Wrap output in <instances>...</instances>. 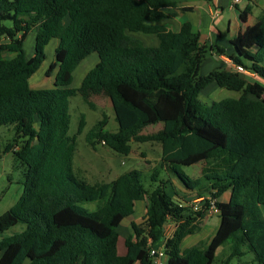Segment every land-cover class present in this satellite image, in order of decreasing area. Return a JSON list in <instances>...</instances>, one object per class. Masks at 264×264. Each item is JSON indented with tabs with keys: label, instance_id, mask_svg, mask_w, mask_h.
<instances>
[{
	"label": "trees",
	"instance_id": "1",
	"mask_svg": "<svg viewBox=\"0 0 264 264\" xmlns=\"http://www.w3.org/2000/svg\"><path fill=\"white\" fill-rule=\"evenodd\" d=\"M176 6L172 0H0V37L6 40L0 43V126L13 125L12 142L24 139L17 149L12 142L4 148L18 159L24 180L16 203L0 214V264H151L150 248L163 240L168 221L175 229L164 242L165 264H212L215 248L227 240L223 264L243 256L244 246L264 264V12L230 39V53L216 46L217 55L226 54L259 80L250 81L232 69L200 72L212 47L189 21L176 31L158 23L173 17L167 9ZM249 10H239L242 21ZM33 30L34 54L27 57L23 41ZM132 32L154 34L158 43L144 45ZM52 39L58 44L46 74L57 69L53 86L33 88L29 79ZM3 51L13 55L3 57ZM92 53L98 61L79 87H70L73 71ZM212 82L239 96L204 102L201 92ZM74 93L86 100L104 95L114 112L117 128L107 129L103 115L86 135L91 147L103 142L127 155L131 141L160 144L159 165L150 174L154 187L144 186L137 169L94 183L74 173L75 136L67 135ZM158 122V130L141 132ZM84 125L82 115L77 134ZM199 162L201 177L180 170ZM159 168L194 195L169 193L171 177L160 179ZM195 197L204 199L197 211L188 205ZM143 199L146 211L142 221L131 222L121 255L117 228ZM211 199L220 223L209 245L181 250L180 240L197 229Z\"/></svg>",
	"mask_w": 264,
	"mask_h": 264
},
{
	"label": "rangeland",
	"instance_id": "2",
	"mask_svg": "<svg viewBox=\"0 0 264 264\" xmlns=\"http://www.w3.org/2000/svg\"><path fill=\"white\" fill-rule=\"evenodd\" d=\"M257 12L258 10H255V14ZM232 13L233 11L229 8L223 9L222 24L218 26L221 36H219L213 30L208 34L204 33V35L201 37V41L205 43L208 48L212 47V50H208L206 53V56L201 64L200 72L202 74H206L210 71L223 67V62L220 60L219 55L216 54V46L223 47L226 53H230L232 51V46L229 44L228 40H226L228 33L225 28L228 21L231 20L232 23H234L231 16ZM180 17L181 15L179 18ZM189 17H193L194 19L195 17H199L198 11H196L193 16L189 15ZM2 24L10 26L11 21L3 20ZM232 31H235V26L232 27ZM135 34H140L142 36L147 35L148 37L152 38L153 44H149L150 46L157 45L158 43L157 37L154 34L144 35L142 32H132V35L135 36ZM34 39L35 30L30 31L23 41V49L27 57H30L34 54ZM5 41L6 40L3 37H0V43ZM55 42L56 40L54 39L50 40L45 49L46 59L42 62L38 70L30 77L29 84L32 87L49 88L53 86L57 69L55 68L50 75L46 74V70L50 63L54 61ZM1 55L3 57H11L13 54L3 51L1 52ZM94 56L95 55H90L78 64L73 72V78L70 87L77 88L80 86L83 76L91 68V61L94 60ZM243 75H245L250 81H259L255 75ZM238 96L239 92L219 87L215 82H212L202 90L200 98L204 102L208 103L222 98H236ZM68 101L69 124L67 135L70 137L75 136V150L72 157V169L76 175L85 179L89 183H94L96 181L109 182L130 169H137L142 173V183L146 188L151 189L157 184V182L150 180V174L152 173L153 166L159 165L161 155V147L159 143L150 141H131V151L127 155L111 150L109 147L105 146L103 142L96 143L94 147H91L86 141V135L94 127L97 121L103 117V115L107 116L108 129L115 130L117 128V123L114 119V112L111 103L104 95H93L86 100L82 98L79 93L69 95ZM82 115L85 118V125L81 133L77 134L76 130ZM161 126V122L147 125L142 128L141 132L149 133L156 131ZM14 135L15 131L12 124L0 126V214L8 209V207H10L12 202L15 200L16 192L23 185L22 183L24 180L22 172L23 168L21 167L18 159L11 151H4L7 143L13 141ZM23 141L24 139L20 138L16 142H12L14 143L13 148H19ZM202 168L203 162L193 165L180 166V170L192 178L201 177L203 174ZM159 177L160 179L171 177L169 179L172 183L170 182V184H168L169 193L173 194L175 190L180 193V196L185 193V191L181 188L179 179L172 172L159 168ZM224 194L225 196L221 197L220 199L222 203L227 200L229 192ZM87 206L91 209L94 208V204L92 203L87 204ZM260 209L262 215L264 216V204L260 205ZM137 210L138 207L136 209L135 216L137 214ZM211 220L212 217H208V215L205 214L204 217L199 220V223H197V229L191 233V235L188 234L196 244H202L204 246L209 245L215 228L211 227L212 225H208V222ZM167 224L164 229L163 240L158 243L156 247L164 249V242L173 234L175 224L173 222V225ZM214 225L216 226V222ZM18 229L19 227L17 226L13 229V231ZM122 230L124 232L125 228H120L121 233ZM230 247V240H227L220 246L216 247L214 250V259L212 264H223V260L230 253ZM243 249L246 250L244 255L233 258L229 264H258L253 260V254L247 250V247L244 246Z\"/></svg>",
	"mask_w": 264,
	"mask_h": 264
},
{
	"label": "crops",
	"instance_id": "3",
	"mask_svg": "<svg viewBox=\"0 0 264 264\" xmlns=\"http://www.w3.org/2000/svg\"><path fill=\"white\" fill-rule=\"evenodd\" d=\"M172 1H175L177 6L175 8H168L167 10L174 13L173 17H171L169 19L161 20L158 23L159 24H165L167 26V28L176 31L179 29L180 25L183 22L189 21L190 24L192 25L193 30L198 31L200 33L201 37L204 35V33L208 34L213 30L219 36H221V33L218 29V26H220L222 24L223 9L224 8L231 9L233 11L231 16H232L234 23H232V21L230 20L227 22V24L225 26L226 31L228 33V37L226 39V40H228V42L230 41V39L232 37H234L240 31H242L247 25L253 24L256 21V18L262 12H264V3H262V2H264V0H238L237 2H232L231 0H172ZM180 7H186L187 9L181 10ZM247 7L250 8L249 14L247 15L246 21H242L239 17V10H243L244 8H247ZM215 10L219 11L218 15H216V16H214ZM255 10H258V12L256 14H255ZM196 11H198L199 17H195V19L193 17H189V15L193 16V14L196 13ZM180 15H181V17L179 18ZM200 22H201V24H200ZM233 25L235 26V31H232V27H234ZM135 37L140 39L144 45L153 44L152 38L148 37L147 35L142 36L140 34H135ZM219 39H222V38H219ZM54 40H56L55 45H54V51H55V47L58 44V40L57 39H54ZM149 42H151V43H149ZM157 42H158V39H157ZM90 55H95L94 60L91 61V67H93L96 64V62L98 61V56L95 53H92ZM89 56H87V57H89ZM219 58L224 64L223 67H221V68L232 69L231 63L229 61H227V59H230V58L226 54H219ZM83 60H85V59H83ZM33 88H38V87H33ZM106 128H107V125H106ZM22 188H23V186H21L20 189H18V191L16 192L15 200L12 202L10 207L13 204H15L16 201L18 200L19 196L22 193ZM184 194L187 195L186 196L187 198H190V196L194 195V194H190L189 192H186V191ZM224 196H225V194H223L221 197H224ZM220 199L221 198H219L218 200L220 201ZM146 204H147L146 199L135 201L134 212L132 213V215L130 217L125 218L121 222V224L118 226L117 231L119 234V239H118V253L119 254L122 255L125 253L126 249L124 246V240H125V238H127L128 236H130L132 234L131 222L139 223L140 221H142V217L146 211ZM10 207H8V209ZM137 207H138V210H137V214L135 216V212H136ZM206 214L208 215V217H212V220L208 222L209 223L208 225H212L211 227H215L214 228V233H215L217 227L219 226L220 218L217 214H214L212 212L207 211ZM215 222H216V226L214 225ZM167 223H166L167 225H170V224H172V221H168ZM127 225H128V228H127ZM121 227L125 228L124 232L122 230L123 234L120 231ZM189 235H191V234H189ZM189 235L184 236L180 240L179 247L181 250L196 244L195 241H193V239H191V237H189ZM157 248L161 249L160 247H157ZM3 257H4V252L0 251V261L3 259ZM161 261H162V264L166 263V256L165 255L161 259ZM133 264H138V263L136 262Z\"/></svg>",
	"mask_w": 264,
	"mask_h": 264
},
{
	"label": "built area",
	"instance_id": "4",
	"mask_svg": "<svg viewBox=\"0 0 264 264\" xmlns=\"http://www.w3.org/2000/svg\"><path fill=\"white\" fill-rule=\"evenodd\" d=\"M232 2H237L238 0H231ZM219 11L215 10L214 11V16L218 15ZM227 61H229L231 63V67L232 70L237 71L239 73H243L246 75H254L253 72L245 69L243 66L238 65L236 63H234L232 60L227 59ZM204 202L203 197H195L194 199L191 200V202H189V206L197 211L202 207V204ZM208 212H212L214 214H217L219 212V208L217 207L215 200L211 199L209 200V205L207 208ZM166 226V224H165ZM165 229V227H164ZM150 255L152 256V263L151 264H162L161 259L164 257L165 253H164V249H159L157 247H151L150 248Z\"/></svg>",
	"mask_w": 264,
	"mask_h": 264
}]
</instances>
